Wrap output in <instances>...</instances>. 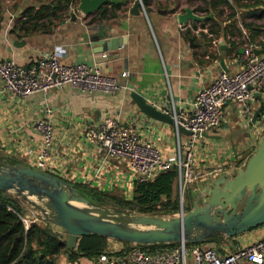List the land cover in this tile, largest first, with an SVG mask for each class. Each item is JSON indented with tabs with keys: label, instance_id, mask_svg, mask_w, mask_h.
I'll use <instances>...</instances> for the list:
<instances>
[{
	"label": "crops",
	"instance_id": "0c3cea01",
	"mask_svg": "<svg viewBox=\"0 0 264 264\" xmlns=\"http://www.w3.org/2000/svg\"><path fill=\"white\" fill-rule=\"evenodd\" d=\"M34 1H0V59H11L25 66L56 46H62L65 50L60 56L61 61H96L104 74L116 77L120 86L112 93H104L67 83L60 88L20 96L3 91L0 85V161L31 165L41 145L40 134L33 122L47 117L54 128L48 171L69 182L86 183L124 196L126 190L133 189L126 164L114 157L104 159L97 145L86 137V125L98 123L106 116L116 117L122 125L132 127L141 139L155 143L169 156L176 150L178 142L181 145L187 143L189 134L181 130L177 132L173 123L144 114L130 92L135 90L143 94L156 106L173 102L177 107L188 108L198 91L214 79L223 65L228 71L239 67V48L250 42L244 21L257 25L259 31L255 44L260 45L264 39V0H249L254 3L240 7L232 3L233 17H228L231 9L226 6H222L221 14L211 12L212 16L207 19L217 21L213 25V33L208 22L200 24L204 20L178 21V13L188 6L186 0H150L149 11L142 4L137 14L129 12L134 0H126L125 3H117L119 7L113 8L115 13L109 18L92 19L93 14L84 16L81 12L73 17L68 6L66 15L57 20L49 32L38 30L22 34L19 29L20 12ZM174 7L175 10L170 11ZM93 24L104 26V31L96 29L95 32L108 33L106 38H102L110 41L108 48H102L99 41L88 44L87 28ZM112 37L114 42H111ZM231 39L239 43L237 52L229 48ZM48 108L50 114L47 116ZM252 108L253 113L259 109V114L264 110V91L257 93ZM238 110L237 103L228 102L220 125L196 138L194 167L206 176L187 185L190 193L202 181L204 183L218 174L226 172L232 175L252 152L257 129L251 120L241 119ZM10 159L15 162H10ZM23 215L38 220L25 205ZM52 226L61 234L58 226ZM262 237L264 223L232 237L221 235L217 248L220 253H227ZM209 242L214 241H205ZM122 246L120 241L108 238L106 251L117 252ZM55 264L100 262L98 256L79 255L70 260L66 252H61L56 255ZM241 264L255 263L245 260Z\"/></svg>",
	"mask_w": 264,
	"mask_h": 264
},
{
	"label": "built area",
	"instance_id": "2783aa9c",
	"mask_svg": "<svg viewBox=\"0 0 264 264\" xmlns=\"http://www.w3.org/2000/svg\"><path fill=\"white\" fill-rule=\"evenodd\" d=\"M242 49L239 67L234 71L220 70L210 83L198 91L188 108L177 107L173 102L162 106L153 103L172 117L177 132L180 127L191 131L187 143L181 145L178 142L173 154L165 155L158 145L141 139L132 127L122 125L112 116H106L98 123L87 124L86 137L97 145L104 159L114 157L124 161L133 184L135 180L151 179L159 171L176 165L179 172L178 187L183 194L189 183L206 176V173L194 167V143L199 134L220 125L224 107L230 101L237 103L239 117L250 121L252 103L257 93L264 91V39L260 45L247 41ZM255 49H259V52ZM64 50V47L56 46L25 66L11 59H0L1 89L12 95L25 96L53 87L60 88L67 83L80 85L87 91L100 90L104 93H112L120 86L116 77L104 74L96 61H61L60 56ZM46 114H50L49 108ZM253 124L257 129L254 149L264 131V110ZM33 126L40 134L41 145L31 166L49 172L48 157L54 140L53 125L47 117H42L34 120ZM131 196L130 187L124 197ZM21 219L25 227L34 221V218L26 215H22ZM186 242L180 241L154 250L132 243L123 252H102L98 260L100 264H241L245 260L261 264L264 261V237L227 253H220L214 242L193 243L190 249Z\"/></svg>",
	"mask_w": 264,
	"mask_h": 264
},
{
	"label": "water",
	"instance_id": "95a60500",
	"mask_svg": "<svg viewBox=\"0 0 264 264\" xmlns=\"http://www.w3.org/2000/svg\"><path fill=\"white\" fill-rule=\"evenodd\" d=\"M119 1L126 2L77 0L76 10H72L71 14L73 17L77 16V12L84 16L94 14L104 5ZM67 3L71 6L72 0H67ZM142 4L143 0H134L129 12L139 13ZM210 16L211 12L199 14L186 6L177 18L179 22L186 23L188 19L205 20ZM96 29L104 31L105 28L103 25L89 26L88 44L99 41L102 48H108L110 41L102 39L108 33H97ZM112 41H115L114 37ZM242 50L240 47L239 51ZM255 51L259 52V49ZM220 62L222 64L223 59ZM223 69L226 70L224 65ZM130 96L144 114L173 123L169 114L161 111L143 94L132 90ZM259 112V109L254 111L251 123L255 122ZM179 129L191 134L183 127ZM0 189L24 199L40 211V218L58 226L67 249L75 248L79 238L86 234H99L140 245L174 244L180 241L201 243L213 235L232 237L264 223V131L241 168L232 175L224 172L207 179L191 193L192 204L188 210L184 209L180 199L178 211L168 216L124 213L121 210L113 212L92 206L65 178L20 162L0 161ZM32 197H36V200Z\"/></svg>",
	"mask_w": 264,
	"mask_h": 264
},
{
	"label": "trees",
	"instance_id": "16d2710c",
	"mask_svg": "<svg viewBox=\"0 0 264 264\" xmlns=\"http://www.w3.org/2000/svg\"><path fill=\"white\" fill-rule=\"evenodd\" d=\"M1 1V0H0ZM149 1L143 0L144 8L149 11ZM158 3V2H157ZM192 9L198 13L223 12L222 6L231 9L228 17L234 16L235 3L238 7L249 6L254 1L249 0H188ZM67 0H35L27 5L20 12L19 29L22 34H30L34 31L49 32L66 15L68 10ZM119 4L111 3L104 5L99 11L92 15L109 18L115 12L113 8ZM175 7L170 9L174 11ZM108 14V15H107ZM208 22L209 30L213 33V25L217 21L207 19L200 22L201 25ZM234 23L233 21H231ZM243 25L248 30L250 42L255 43L258 28L252 21H244ZM234 27V24H232ZM187 32L189 30L187 29ZM226 36V33H223ZM230 41V50L237 52L238 42L235 39ZM10 162H15L12 159ZM178 168L176 165L159 171L153 178L147 180H135L132 189V196L125 198L117 191H106L81 182L70 181L71 185L78 192L88 199L92 205H106L115 208L135 210L146 214H173L179 209L178 194L176 193L178 183ZM187 192L184 200V209L188 210L192 204L190 188L186 186ZM24 200L14 193L0 189V264H55L56 255L66 252L67 257L72 260L79 255L93 257L106 251L108 238L99 234L82 235L75 248H65L61 234L56 231L52 223L48 221L31 222L28 227L24 226L21 216L24 214ZM221 235L209 236L206 241L219 239ZM127 250L132 243L123 241ZM141 248L154 250L161 246L171 245L158 243L153 245H140Z\"/></svg>",
	"mask_w": 264,
	"mask_h": 264
},
{
	"label": "rangeland",
	"instance_id": "374dc122",
	"mask_svg": "<svg viewBox=\"0 0 264 264\" xmlns=\"http://www.w3.org/2000/svg\"><path fill=\"white\" fill-rule=\"evenodd\" d=\"M21 1H23V0H21ZM194 2H197L198 0H193ZM186 2H187V4H188V6H190V4L188 3V0H186ZM155 3V2H154ZM76 4H77V0H72V3H71V12H72V9H76ZM74 7V8H73ZM67 13V12H66ZM200 14V13H199ZM244 165V164H243ZM201 183H203V181L201 182ZM11 192V191H10ZM186 192H187V188H185L184 190H183V194H181L180 193V188L178 187V185H177V188H176V193L178 194V201H179V204H180V199H182V201L184 202V200H185V196H186ZM11 193H13V192H11ZM31 199H33V200H36V197H32ZM24 200V199H23ZM40 203V202H39ZM23 204L25 205V206H27V207H29V209H31L32 210V212H33V214H34V216H37V218L36 219H38V220H36V222L38 221V222H41V221H39V220H41L42 218H40L41 216V213H40V211L39 210H37V209H35V208H33V207H31L30 206V204L28 203V202H26L25 200H24V202H23ZM78 205H80V206H83L82 204H78ZM92 205V204H91ZM92 206H100V207H104V208H106V209H109V210H111V211H113V212H118L119 210H121V211H123L124 213H140V212H137V211H135V210H127V209H121V208H115V207H111V206H106V205H92ZM159 215H163V216H168V215H171V214H159ZM111 239H113V238H111ZM115 241H120V240H117V239H115ZM214 244H216V246H218V244H220V240L219 239H215L214 240ZM120 243H122L123 244V246H122V248H120V249H123V248H127V245L125 244V242H123V241H120ZM130 243V242H129ZM187 243V246L189 247V249H190V247H191V245L193 244V243H190V242H186ZM201 243H204V242H201ZM107 249V248H106ZM119 249V248H118ZM117 249V250H118ZM110 251H115V250H110ZM188 253H189V250H188ZM189 259H191V257L189 256L188 257Z\"/></svg>",
	"mask_w": 264,
	"mask_h": 264
},
{
	"label": "bare ground",
	"instance_id": "6f19581e",
	"mask_svg": "<svg viewBox=\"0 0 264 264\" xmlns=\"http://www.w3.org/2000/svg\"><path fill=\"white\" fill-rule=\"evenodd\" d=\"M83 205V204H82Z\"/></svg>",
	"mask_w": 264,
	"mask_h": 264
}]
</instances>
